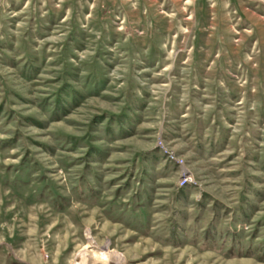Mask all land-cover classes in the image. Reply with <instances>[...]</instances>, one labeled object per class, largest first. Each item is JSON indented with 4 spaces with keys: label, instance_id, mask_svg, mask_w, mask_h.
Returning a JSON list of instances; mask_svg holds the SVG:
<instances>
[{
    "label": "rangeland",
    "instance_id": "obj_1",
    "mask_svg": "<svg viewBox=\"0 0 264 264\" xmlns=\"http://www.w3.org/2000/svg\"><path fill=\"white\" fill-rule=\"evenodd\" d=\"M0 264H264V0H0Z\"/></svg>",
    "mask_w": 264,
    "mask_h": 264
},
{
    "label": "bare ground",
    "instance_id": "obj_2",
    "mask_svg": "<svg viewBox=\"0 0 264 264\" xmlns=\"http://www.w3.org/2000/svg\"><path fill=\"white\" fill-rule=\"evenodd\" d=\"M166 154V153H165ZM167 158L169 161L173 162V163H180L181 160H179L174 154L170 153L167 155ZM188 183V179H181L179 180V186L183 187L184 185H186ZM189 184V183H188Z\"/></svg>",
    "mask_w": 264,
    "mask_h": 264
},
{
    "label": "built area",
    "instance_id": "obj_3",
    "mask_svg": "<svg viewBox=\"0 0 264 264\" xmlns=\"http://www.w3.org/2000/svg\"><path fill=\"white\" fill-rule=\"evenodd\" d=\"M181 179H188L186 175L181 176Z\"/></svg>",
    "mask_w": 264,
    "mask_h": 264
}]
</instances>
